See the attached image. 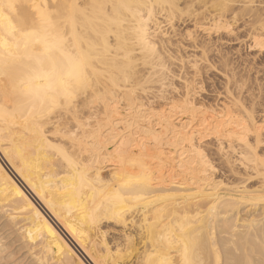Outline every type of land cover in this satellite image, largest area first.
Segmentation results:
<instances>
[{"label":"bare ground","instance_id":"obj_1","mask_svg":"<svg viewBox=\"0 0 264 264\" xmlns=\"http://www.w3.org/2000/svg\"><path fill=\"white\" fill-rule=\"evenodd\" d=\"M239 1L0 0V264H264V120L206 111L188 51Z\"/></svg>","mask_w":264,"mask_h":264},{"label":"rangeland","instance_id":"obj_2","mask_svg":"<svg viewBox=\"0 0 264 264\" xmlns=\"http://www.w3.org/2000/svg\"><path fill=\"white\" fill-rule=\"evenodd\" d=\"M239 3L240 5L234 4L233 6L236 12L233 10L234 12L230 11L229 13L228 12L225 13V17L222 18V21H224V25H227L226 29H221L217 33L216 32H213V33L203 32L202 29H199V30L192 29L194 27L191 26L192 23L190 24V20H188L189 18L187 17L186 13H183V15H179V16L177 15L176 17L172 19V21L169 18H167L168 19L167 20L166 15L165 16L163 15L162 17L161 14H155L154 15L155 18L153 20H154L155 26L158 21L162 23L161 25H159L160 23L158 22L159 24L157 23V26H156L161 29L160 31H162V28H163L165 33L168 32L172 36H175L174 37L176 38L175 40L180 39L179 41H181L183 39L182 40L183 43L187 42L184 34H186L187 31L194 32L196 30L194 32L196 36L195 38H197V41L199 42L198 44L199 45L201 44V46L198 49V51L196 50L194 51V49H191V50L188 49V51L190 52L193 50L189 54L201 57L200 55L203 52L202 50H206L207 53L209 52L207 54L208 61L206 63L204 62L200 63L202 66L205 65L204 69H202L203 67L201 66L202 74L204 71L206 73L201 75L200 77L201 79L197 78V82L199 83L198 87L202 88V91L200 89L201 93H200L199 100H201V102L205 100L202 102L204 103L203 106H206V107L208 106L207 109L206 107H203L201 109H204V110L206 109V111H209V113H212V109L208 110V108H213V110L219 109L218 111H220L222 106L224 107V105L228 104L230 105L229 106L230 107L229 109H231L230 111L236 110V109L239 110L238 112L237 110L232 112L235 115L237 113L241 114V116L240 114L239 115L237 114L236 117L233 114V116L237 118L239 121L242 120L243 122H245V120L248 119L247 113H250V110H251L253 114L251 115L256 118V119L254 118V121L257 124L259 123L261 124V122H263L264 120L263 118L264 117V47H261L260 43L261 41H264V14H263L264 13V0H240ZM183 8H184V5L183 6L181 5L180 9H183ZM212 10L213 9L211 8L210 11ZM199 12H202V9ZM215 14H218V12ZM165 20L167 21L166 22L167 24L165 23ZM186 20H188L189 23H187ZM151 23L153 22L150 21V24ZM154 25L152 27H154ZM227 27L229 28L227 29ZM203 46L207 49H204ZM224 64H228V66ZM230 70L233 71L232 74ZM232 75L234 76V78ZM227 76L228 78H231L230 80H231L232 85L229 84L228 87H229V91L233 92V93L230 92L232 95L234 94L233 96H231L230 94H227L228 93L226 90ZM201 80L203 82L202 84L200 83ZM181 81L178 80L177 78V81H175V83L176 82L178 83L176 84L178 85L177 87L180 86V83L182 84ZM156 84L157 83L153 84L152 86L154 87L159 86L158 84L157 85ZM180 87H182V85ZM225 95L227 97L229 95V98L231 97L232 100L234 96L240 97L239 101H237L238 99L237 100L234 99V100L238 102L239 105L241 104L243 105V107L241 106L239 107H241V109L243 108L242 110L245 112H242V111H241L242 113L240 112L241 109H239L238 104H236L235 101H234L235 103L233 104V107H231L232 106L231 104L233 101L227 98ZM223 101L225 103L226 102L228 103L222 104L224 103ZM230 101L232 102L229 104ZM239 102H241V104ZM234 105L237 107H235ZM209 106H212V107H209ZM217 106H219V108H217ZM244 113H246L247 115L246 114L243 115ZM243 117L244 118L246 117V119H244ZM250 140H252V138ZM214 143L216 144L213 138L207 141L208 146L206 149H207V152L209 151L207 154H211L209 155L210 160L213 162V165L217 169V175H216L217 180L216 181L220 180L221 182L224 183V184L222 183V185L218 187V190L220 191L219 193L227 195L226 197L228 198L229 196H232L234 194L233 191L236 189V187L240 185L239 183H241V179H239L240 178L239 176L237 177L235 175L233 176H235L236 178H234L233 176L231 178L232 174L230 173L227 165L225 164V161L223 159H220V156L216 154L217 152H216ZM239 146H240L239 142L236 141V143L233 144V148H232L234 150H232L231 153L230 152L228 153V155L232 154L231 155L232 157L231 156L230 157L234 159V162L236 160L237 166H239L238 165L240 164L239 158H241V155L237 154L241 151V148H239ZM235 151L237 152L236 155L234 153ZM237 159H239V161ZM241 169L242 168L238 167V170H241ZM106 172L107 170L102 171V174L106 176L107 175ZM231 180H233V182ZM228 183H231V184L233 183L232 184L233 186L232 185L230 186ZM234 184H237V185L234 186ZM225 186L226 188L228 187L229 189L228 188L226 189ZM228 199H232V198L229 197ZM112 228L113 227H110L112 231L109 230V234L110 232L111 234L110 235L108 234V240L111 239L109 240V242L114 240L113 241V244H114L116 238H117L116 241H119V239H121L120 236L118 237V234H120L119 231L121 229L120 228L118 229V227H115L113 229ZM58 230L61 231L59 228ZM60 233L62 234V231ZM113 234H115L114 235L115 237H113ZM62 235L64 236L65 239L67 238L64 234ZM112 238L114 239L112 240ZM67 241L71 246H73V249L75 250L76 253L78 252L77 254L79 255L80 253L78 249L74 247V245L69 241V239ZM79 256L83 258L81 254ZM71 264H77V263L73 262Z\"/></svg>","mask_w":264,"mask_h":264},{"label":"snow or ice","instance_id":"obj_3","mask_svg":"<svg viewBox=\"0 0 264 264\" xmlns=\"http://www.w3.org/2000/svg\"><path fill=\"white\" fill-rule=\"evenodd\" d=\"M260 46L264 47V41H261Z\"/></svg>","mask_w":264,"mask_h":264}]
</instances>
